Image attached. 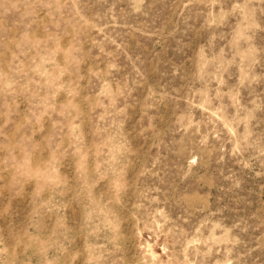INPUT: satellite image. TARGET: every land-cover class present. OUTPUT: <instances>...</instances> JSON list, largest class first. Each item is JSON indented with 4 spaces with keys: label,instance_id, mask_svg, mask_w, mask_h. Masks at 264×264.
I'll list each match as a JSON object with an SVG mask.
<instances>
[{
    "label": "rangeland",
    "instance_id": "1",
    "mask_svg": "<svg viewBox=\"0 0 264 264\" xmlns=\"http://www.w3.org/2000/svg\"><path fill=\"white\" fill-rule=\"evenodd\" d=\"M0 264H264V0H0Z\"/></svg>",
    "mask_w": 264,
    "mask_h": 264
}]
</instances>
